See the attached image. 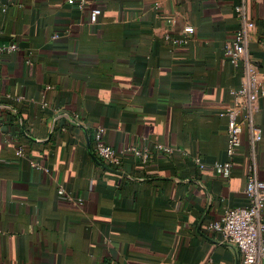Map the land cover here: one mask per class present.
<instances>
[{"label": "crops", "instance_id": "1", "mask_svg": "<svg viewBox=\"0 0 264 264\" xmlns=\"http://www.w3.org/2000/svg\"><path fill=\"white\" fill-rule=\"evenodd\" d=\"M238 4L264 73V0H0V43L18 45L0 63V264L242 263L211 228L248 205L250 172L264 181V97L262 141L245 129L231 175L215 169L243 76L224 52ZM187 26L190 43L167 40ZM98 129L118 168L92 158ZM155 145L174 154L132 151Z\"/></svg>", "mask_w": 264, "mask_h": 264}, {"label": "built area", "instance_id": "2", "mask_svg": "<svg viewBox=\"0 0 264 264\" xmlns=\"http://www.w3.org/2000/svg\"><path fill=\"white\" fill-rule=\"evenodd\" d=\"M69 3L79 8L85 6V0H69ZM235 12L244 22V26L236 40L226 43L224 52L234 67H243V76L240 88L230 92L234 99L233 106L224 113L228 119L227 156L230 160L215 165L216 171L224 178H228L232 173L231 159L239 154L245 129L250 132L253 145L256 146L262 141V131L256 125L254 117L258 112L259 99L264 97V73L248 54L246 47L255 23L247 17L243 5H236ZM98 15L97 10L91 12L92 23L98 22ZM193 33V27L187 26L183 34L174 37L169 35L167 40L174 45H186L190 43ZM17 50L16 43L6 46L0 43V63L4 55L14 54ZM92 149L93 154L109 167L120 166L116 151L104 143L102 129L94 133ZM132 151L144 160L156 155L174 154L172 147L164 145H155L151 149L135 148ZM196 163L200 168H204L199 159H196ZM244 193L248 205L226 209L222 218L212 223L211 228L220 235L221 244L233 247L242 255L241 264H260L264 261V181L259 179L254 171L247 177ZM59 195L66 196L63 189L59 191Z\"/></svg>", "mask_w": 264, "mask_h": 264}, {"label": "water", "instance_id": "3", "mask_svg": "<svg viewBox=\"0 0 264 264\" xmlns=\"http://www.w3.org/2000/svg\"><path fill=\"white\" fill-rule=\"evenodd\" d=\"M90 154H91L92 158H93L95 161L99 162V160L96 159L95 155H94L93 152H92V147L90 148Z\"/></svg>", "mask_w": 264, "mask_h": 264}]
</instances>
